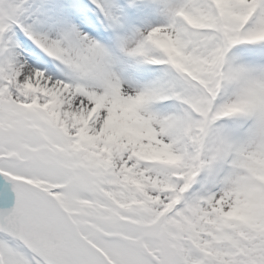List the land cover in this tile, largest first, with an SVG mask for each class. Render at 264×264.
I'll use <instances>...</instances> for the list:
<instances>
[{
	"label": "snow or ice",
	"instance_id": "snow-or-ice-1",
	"mask_svg": "<svg viewBox=\"0 0 264 264\" xmlns=\"http://www.w3.org/2000/svg\"><path fill=\"white\" fill-rule=\"evenodd\" d=\"M0 264H264V0H0Z\"/></svg>",
	"mask_w": 264,
	"mask_h": 264
}]
</instances>
